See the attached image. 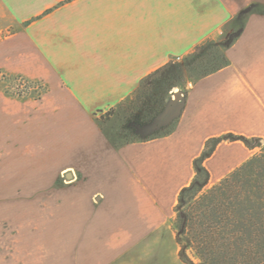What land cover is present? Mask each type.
<instances>
[{
    "label": "crops",
    "instance_id": "1",
    "mask_svg": "<svg viewBox=\"0 0 264 264\" xmlns=\"http://www.w3.org/2000/svg\"><path fill=\"white\" fill-rule=\"evenodd\" d=\"M249 12L227 50L229 66L191 84L172 134L119 148L104 135L98 114ZM0 17L22 25L38 77L59 84L63 126L75 129L65 155L67 169L84 177L77 194H85L86 215L80 221L83 201L71 199L69 221L60 222L71 263L184 264L172 222L194 160L213 137L264 140V0H0ZM255 152L222 142L204 162L209 187Z\"/></svg>",
    "mask_w": 264,
    "mask_h": 264
},
{
    "label": "rangeland",
    "instance_id": "2",
    "mask_svg": "<svg viewBox=\"0 0 264 264\" xmlns=\"http://www.w3.org/2000/svg\"><path fill=\"white\" fill-rule=\"evenodd\" d=\"M243 24L240 17L221 35L207 40L231 43ZM22 32L17 20L10 24L0 17V264H72V241L60 222L66 217L69 221L71 199L83 201L78 208L80 221L86 215L85 194L80 190L77 194L84 177L77 168L67 169L71 161L65 155L66 140L75 129L63 126L68 113L57 108L65 102L60 86L53 78L38 77V64H33L37 55ZM188 55L174 59L167 69H173L170 74L180 69L185 76L172 91L165 77L156 75L97 115L96 122L109 140L117 145L141 142L175 126L197 80L186 72ZM263 148L264 140L255 154ZM68 173L73 177L68 178ZM188 255L198 263L191 252Z\"/></svg>",
    "mask_w": 264,
    "mask_h": 264
},
{
    "label": "trees",
    "instance_id": "3",
    "mask_svg": "<svg viewBox=\"0 0 264 264\" xmlns=\"http://www.w3.org/2000/svg\"><path fill=\"white\" fill-rule=\"evenodd\" d=\"M248 14L250 12L241 16L244 23ZM238 36L231 43L219 45L214 40H206L198 45L186 59L188 76L197 77L198 80L228 67L230 61L227 50L237 41ZM172 62L155 70L141 84L160 75V78L165 77L169 91H172L185 78L180 69L173 74L169 73L173 70H167L172 68ZM137 122L140 126L144 125L140 117H137ZM176 124L169 131L145 141L169 136ZM235 141H241L254 150L262 139L234 134L210 138L202 154L194 160L195 176L192 182L179 193L172 224L180 248L179 257L184 264H264V148L220 182L209 187L211 175L204 162L222 142ZM134 142L137 140L121 145L112 143L119 148ZM188 252L198 263L192 260Z\"/></svg>",
    "mask_w": 264,
    "mask_h": 264
},
{
    "label": "water",
    "instance_id": "4",
    "mask_svg": "<svg viewBox=\"0 0 264 264\" xmlns=\"http://www.w3.org/2000/svg\"><path fill=\"white\" fill-rule=\"evenodd\" d=\"M180 94L177 95V97H179ZM182 97V96H181ZM68 177L70 178L71 177V174L68 175Z\"/></svg>",
    "mask_w": 264,
    "mask_h": 264
},
{
    "label": "bare ground",
    "instance_id": "5",
    "mask_svg": "<svg viewBox=\"0 0 264 264\" xmlns=\"http://www.w3.org/2000/svg\"><path fill=\"white\" fill-rule=\"evenodd\" d=\"M181 96H182V95L180 94V95H179V97H178V99H180V98H181Z\"/></svg>",
    "mask_w": 264,
    "mask_h": 264
},
{
    "label": "built area",
    "instance_id": "6",
    "mask_svg": "<svg viewBox=\"0 0 264 264\" xmlns=\"http://www.w3.org/2000/svg\"><path fill=\"white\" fill-rule=\"evenodd\" d=\"M180 59V57L178 58V60Z\"/></svg>",
    "mask_w": 264,
    "mask_h": 264
}]
</instances>
